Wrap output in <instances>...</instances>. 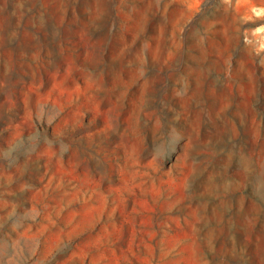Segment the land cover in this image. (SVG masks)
<instances>
[{
	"label": "rangeland",
	"instance_id": "rangeland-1",
	"mask_svg": "<svg viewBox=\"0 0 264 264\" xmlns=\"http://www.w3.org/2000/svg\"><path fill=\"white\" fill-rule=\"evenodd\" d=\"M0 264H264V0H0Z\"/></svg>",
	"mask_w": 264,
	"mask_h": 264
}]
</instances>
